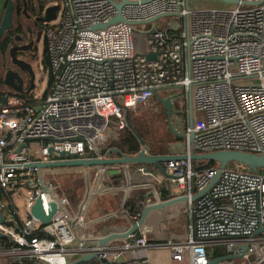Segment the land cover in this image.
Segmentation results:
<instances>
[{"label": "built area", "instance_id": "1", "mask_svg": "<svg viewBox=\"0 0 264 264\" xmlns=\"http://www.w3.org/2000/svg\"><path fill=\"white\" fill-rule=\"evenodd\" d=\"M39 1H58L62 13L43 30L51 68L46 90L36 95L34 86L23 87L30 98L0 93L5 97L0 102L1 217L6 196L14 205L16 199L24 200L19 231L6 226L4 218L0 223V234L13 242L8 248L0 246V254L10 264H68L71 257L96 250L94 264H150L134 255L146 245L145 230L97 248L94 238L101 235L89 226L111 219L137 220L140 213L130 216L125 206L130 193H142L143 208L162 201L159 191L164 187L167 199L187 198L183 238L164 243L170 264H207L208 244L223 246L244 264H264V232L256 234L264 226V173L226 166L208 192L192 200L215 176L217 166L194 169L188 158L171 160L162 164L170 176L139 163L29 166L113 158V153L105 154L115 146H102L116 132L129 129L125 112L149 103L154 95L170 99L172 127L184 138L181 152L174 147L168 154L264 153V0L200 8L188 0H126L119 11L122 20L102 33L92 26L115 17V4L122 0ZM169 17L171 22L160 21ZM149 54L153 57L147 58ZM136 140L134 153L115 148L126 155L152 154L145 142ZM32 142L38 144L33 151ZM109 169L118 174L108 175ZM74 172L86 178L85 192L71 205L60 184L48 176ZM104 195L119 196L121 215L115 209L88 217L93 201ZM37 197L45 213L49 203L56 207L46 225L30 215Z\"/></svg>", "mask_w": 264, "mask_h": 264}, {"label": "water", "instance_id": "2", "mask_svg": "<svg viewBox=\"0 0 264 264\" xmlns=\"http://www.w3.org/2000/svg\"><path fill=\"white\" fill-rule=\"evenodd\" d=\"M225 3H236V0H218ZM126 3V0H122L121 3H117V15L115 17H112L108 22L100 25H94L92 26V29L96 32L102 33L105 27L109 24L116 23L118 21L122 20V17L120 15V8L121 6ZM58 8V6H52L46 9L45 12V18L42 19L43 21L48 22L49 20L54 18L55 10ZM14 10V4L11 0H6L5 8L1 14L0 17V37L3 35V33L6 30H9L13 26L12 21V15ZM154 19L149 20L148 22H152ZM154 27L150 29V32H154ZM13 51L14 48H10V51ZM42 62L46 67V86H49L51 81V68L49 63L48 55L46 54V40L43 39L42 42ZM153 57L152 54L147 55V58ZM13 60V59H12ZM20 60H16V64H19ZM16 79L17 82L14 81ZM3 83L7 85L8 87H11L17 92H22L23 89L21 87V79L18 77V75L12 71H7L3 78ZM33 77L30 81L29 88H33ZM154 98L163 106L165 110V118H166V125L168 131L175 137L183 138V134L178 133L171 124V102L169 98H161L157 95H154ZM0 102H5V97L0 96ZM126 111V110H125ZM126 113V112H125ZM127 113L125 114L126 117ZM126 122L128 124V128L131 130V132L137 137L138 141L143 144V140L133 131L131 126L129 125L126 117ZM49 152L52 151L51 148L48 149ZM110 153L117 154L118 157H102V158H94L89 160H63V161H55V162H40V163H31L29 166L31 167H37V168H44V167H64V166H90V165H109V164H124V163H139V164H149L153 165L160 173H162L165 176H170L166 173L163 163L168 162L171 160H182L188 158L190 161H204V167H208L211 161H214L217 163V171L215 176L212 178V180L208 183V185L195 195L191 197L192 200L197 199L201 195L208 192V190L212 187V185L218 180L221 170L224 169L228 164L230 163H238L246 168H248L250 171L257 173L259 169H264V153H253L248 151H238V150H218V151H211V152H203V153H190L188 156L185 154H161V155H150L146 154L144 151H139L135 155H126L120 152L117 148L112 147L107 150L105 155H109ZM67 156H70L69 154H66ZM59 156L61 158H65V154L63 152L59 153ZM107 174L110 176H115L118 174L117 170H108ZM152 194L148 193V197H151ZM185 196H177L169 199H165L162 201L157 202H150L146 204L142 210L140 211L139 217L135 221H131L128 227L122 231H116L112 230L107 232L104 235L98 236L95 239L96 247L100 248L107 244L110 241L113 240H120L126 238L128 235H131L135 232V230L142 226V224L145 222V219L149 212L153 210L163 209L166 207H169L173 204L179 203V202H185L186 201ZM55 204L49 203V209L47 213L44 212L42 208V203L39 197H37L33 203V205L30 208V215L34 217L35 219L39 220L41 224H48L55 212ZM116 214L121 215L120 210L115 211ZM3 222V218L1 217L0 212V223ZM264 232V226H260L256 230V234L263 233ZM4 234H0V236H3ZM234 255H227L224 257H215L212 259H209L207 264H218V261L222 259H231L235 258ZM96 258V250H93L91 253L82 255L75 260L69 262L68 264H77L80 262H87L92 259Z\"/></svg>", "mask_w": 264, "mask_h": 264}, {"label": "rangeland", "instance_id": "3", "mask_svg": "<svg viewBox=\"0 0 264 264\" xmlns=\"http://www.w3.org/2000/svg\"><path fill=\"white\" fill-rule=\"evenodd\" d=\"M35 2V0H33ZM189 5L191 7H230L231 4L228 3H223L218 0H188ZM2 5H3V0H0V12L2 10ZM36 5V3H35ZM42 8L40 10L34 9L35 12L30 11L26 9L25 7L22 9L24 10V13H21L20 15H17L13 19V24H32L34 20L38 19H44L45 18V12L46 9L52 6H58V8L55 10L54 13V18L49 20L48 23H56L60 20L61 18V5L59 4L58 1H52L49 3H45L41 5ZM34 19V20H33ZM173 20L172 17L169 18H160L161 22H171ZM44 24H46V21H44ZM140 27V26H138ZM36 38H38V54L40 55V51L42 50V42H43V31H38L36 33ZM137 41L141 42L142 38L137 37ZM32 72H33V84H34V89L32 93H35L36 95H41L43 91L46 90V78H45V70L43 69V64L41 62V58L38 60H34L33 63H30ZM18 69V68H17ZM16 69V71H17ZM18 71L21 73V78L23 79V86L27 87L28 86V81L29 75L25 73L24 70L18 69ZM10 91V88L4 87L3 84L0 82V93L2 94H7ZM177 93L179 92V89H176ZM161 111V107L158 102H156L154 99H151L149 103L144 104V105H138L136 107L130 108L126 113H132V117L136 118L140 122H143L148 130L150 131L149 135L145 138V143L147 144L148 148L150 149L151 152L157 151L158 147L160 145L164 146V149H167V152L173 151L174 149H182V145L184 143V138H180L179 140H173L169 139L167 137V125H166V118L164 113H158ZM171 120V117H170ZM173 126V124H172ZM178 128V127H177ZM124 134V130L116 132V136H120ZM111 144V140L108 139L105 144L102 146L108 147ZM38 144L35 142L30 143V149L33 151L37 148ZM51 178V180L55 183L60 184V187L62 191L68 196L70 204L74 205L76 204L79 200L84 195L85 192V187H84V182L86 180L83 179L82 175L79 174L78 172L74 173H58L55 175H50L48 176ZM71 190L67 192L68 189ZM73 189V190H72ZM161 190H164V187L161 188ZM72 191H75V195L73 194ZM72 193V194H71ZM141 193L140 191H132L130 193L131 196H134L136 194ZM16 204L18 205L19 212L22 210V203L24 202L23 199H16L15 200ZM119 196L118 197H112L108 195H104L101 197H98L91 206L89 207L88 210V217H94L97 216L98 214L101 213H106L111 210L119 209ZM167 208V207H166ZM179 211L184 212L187 214V208L186 205H179L178 206ZM171 209V208H170ZM169 209V210H170ZM23 212V211H22ZM21 212V214H22ZM20 214V213H19ZM21 216V215H20ZM169 215H165L163 218L162 222L165 223V221H169L168 219ZM114 220H121V219H111L107 220L105 224H112ZM113 221V222H112ZM108 228L105 229L104 231H100V233H96L97 235H104L107 232ZM243 262L242 260H239Z\"/></svg>", "mask_w": 264, "mask_h": 264}, {"label": "trees", "instance_id": "4", "mask_svg": "<svg viewBox=\"0 0 264 264\" xmlns=\"http://www.w3.org/2000/svg\"><path fill=\"white\" fill-rule=\"evenodd\" d=\"M11 1L14 4L12 21L17 15H20L21 13L25 14V12L22 11V9L24 7L30 11H33V12H35L34 9L40 10V8H42V6H41L42 3H40L39 0H35V2L33 0H11ZM35 3H36V5H35ZM5 5H6V0H3V5H2V10L0 12V17H1V14H2L4 8H5ZM16 25H17V27L15 28ZM43 26L44 27L42 29L44 30V28L47 25L44 24ZM20 29H21V24H13V27L10 30L6 31V33L3 35L4 37L0 39V54L3 55V53L5 52V50L7 49L8 45H9V41L11 40L12 35H14L15 31H16V33L20 32ZM42 64H43V62H42ZM43 69L46 70V67L44 64H43ZM0 82H2V79H0ZM8 88H10V91L7 94H12V95H16V96L30 98L29 96L24 94V91L17 92L14 89H12L11 87H8ZM154 100L156 102H158L156 99H154ZM159 105L161 107V111H159L158 113H164L165 114V110H164L163 106L160 103H159ZM126 117H127L128 123L131 126V128L133 129V131L144 142L145 138L150 133L147 126L143 122H140L136 118H133L132 113L128 112ZM167 137L170 140L171 139H173V140H179L180 139L179 137L173 136L168 131V129H167ZM136 138L137 137L134 136V134L131 132V130L125 128L123 135H120L119 137L116 136L115 138L111 139L110 145L117 147L119 150H121L125 153L131 154V153L136 152L137 148H138V142H137ZM151 153H152V155H161V154H168L169 151L167 152V149L166 148L164 149V146L160 145L158 147L157 151L151 152ZM204 163H205L204 161H192L191 165L194 169H200V168L204 167L203 166ZM216 166H217V163L214 161H211L208 167H216ZM227 166L232 167V168H239L242 170H249L245 166L238 164V163H230ZM258 173H264V169H259ZM70 190H71V188L68 189L67 192H69ZM72 192L75 195L76 192L75 191H72ZM160 197H161V199H167L168 198V192L166 190H161V196ZM144 201H145V197L142 195V193L136 194L134 196H130L128 198V200L125 203V206L127 208L128 213L130 214V216H135V215L137 216L140 213ZM2 214H3V218H4V224L6 226L15 227L16 231L20 230L21 219L19 218V216L16 213L15 205L13 204L11 199H9L7 196H6V210H2ZM9 214H10V217L7 218V216ZM105 223H106V221L95 222L89 226V230L93 234H96V233H100V231L101 232L104 231L107 228L109 231H112L116 227L113 223L112 224H105ZM108 230H107V232H108ZM42 235H43L42 233H35L34 234V236H42ZM12 245H13V242H11L6 236H0V246L8 248ZM213 255H215V256L220 255V253L218 250H216L213 253ZM94 263H95V259H92V260L87 261V262H80L77 264H94ZM26 264H30V261H28Z\"/></svg>", "mask_w": 264, "mask_h": 264}, {"label": "crops", "instance_id": "5", "mask_svg": "<svg viewBox=\"0 0 264 264\" xmlns=\"http://www.w3.org/2000/svg\"><path fill=\"white\" fill-rule=\"evenodd\" d=\"M177 152H181V150L177 149ZM112 156L115 157V154H112ZM112 197H117V196H112ZM23 203L21 209L22 211H23ZM16 205H15L16 213L21 219L23 217V212L21 211L22 212L21 214V212H19L18 205L17 206ZM179 205H186V204L184 202H179L167 208L153 210L148 213L145 222L142 224V226L138 227L135 230V233H138L142 230L146 231V236H145L146 245L140 249H135L136 250L134 252L135 256L146 258L150 264L172 263L170 250L164 243L168 240L171 241L181 240L185 234L186 224L188 222V215L185 214V211L184 212L179 211L178 208ZM165 215H169L167 219L169 221L167 222L165 221L164 223L162 222V220L165 217ZM130 222L131 221H129L127 218H121V220H114L113 224L116 226L114 230L122 231L130 224ZM206 250L208 252L209 259L231 255L225 251L223 246H218L216 244H208L206 246ZM216 250L219 251L220 255H216V256L213 255V253ZM234 256L236 257L231 259H222L218 261V264H244V262L239 261L241 260L240 256L238 255H234ZM76 258L78 257H71L69 259V262L75 260ZM0 264H10V259L6 255L0 254ZM30 264H45V263L30 262Z\"/></svg>", "mask_w": 264, "mask_h": 264}, {"label": "flooded vegetation", "instance_id": "6", "mask_svg": "<svg viewBox=\"0 0 264 264\" xmlns=\"http://www.w3.org/2000/svg\"><path fill=\"white\" fill-rule=\"evenodd\" d=\"M43 25L44 21L42 19L37 18L33 21L31 25L21 24L20 32L16 33L15 31L14 35H12L7 49L5 50L3 55L0 54V79H2V82L5 73L7 71H12L13 73L15 72L21 79V87L23 89V79L21 78V71L19 72L18 69L24 70L25 73L29 75V79L31 81L33 77V72L30 63H33L34 60H38V58H41L42 62L41 51L40 55L37 51L38 38H36V33L41 30L43 31ZM16 27L17 25L15 26V28ZM6 31L3 33V35L6 33ZM3 35L0 37V39L4 37ZM10 48H14V50L10 51ZM16 60H20V63L16 64ZM14 81L17 82L16 79H14ZM30 81H28V85L30 84ZM2 84L4 87H7V85H5L4 83Z\"/></svg>", "mask_w": 264, "mask_h": 264}]
</instances>
